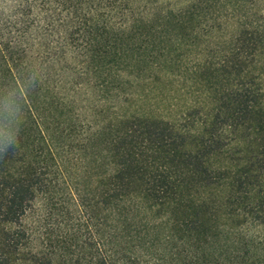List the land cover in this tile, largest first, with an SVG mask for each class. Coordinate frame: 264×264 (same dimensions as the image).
Wrapping results in <instances>:
<instances>
[{"label": "trees", "instance_id": "obj_1", "mask_svg": "<svg viewBox=\"0 0 264 264\" xmlns=\"http://www.w3.org/2000/svg\"><path fill=\"white\" fill-rule=\"evenodd\" d=\"M9 101L0 264H264V0H0Z\"/></svg>", "mask_w": 264, "mask_h": 264}, {"label": "rangeland", "instance_id": "obj_2", "mask_svg": "<svg viewBox=\"0 0 264 264\" xmlns=\"http://www.w3.org/2000/svg\"><path fill=\"white\" fill-rule=\"evenodd\" d=\"M104 191L103 186L96 185V196ZM173 228L178 234H183L185 226L195 224L196 235L204 238L214 226L215 213L198 201L190 199L185 193H179L172 203Z\"/></svg>", "mask_w": 264, "mask_h": 264}, {"label": "clouds", "instance_id": "obj_3", "mask_svg": "<svg viewBox=\"0 0 264 264\" xmlns=\"http://www.w3.org/2000/svg\"><path fill=\"white\" fill-rule=\"evenodd\" d=\"M16 111L14 101L5 104L4 119L0 121V152H3L5 147L16 143L14 133ZM0 160H3V156H0Z\"/></svg>", "mask_w": 264, "mask_h": 264}]
</instances>
